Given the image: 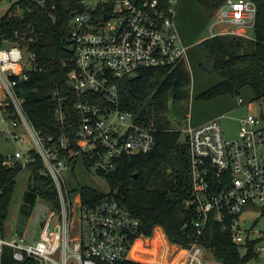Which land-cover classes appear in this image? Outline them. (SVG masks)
Masks as SVG:
<instances>
[{"label":"built area","instance_id":"built-area-1","mask_svg":"<svg viewBox=\"0 0 264 264\" xmlns=\"http://www.w3.org/2000/svg\"><path fill=\"white\" fill-rule=\"evenodd\" d=\"M178 4L179 0H81L83 9L70 21L74 67L67 75L76 95V116H68L67 98L53 93L56 121L67 129L61 134H43L24 108L22 83L35 68V53L27 42L3 45L8 41H0L4 133L9 141L30 142L25 150L17 148L5 155L2 163L25 169L40 158V173L51 177L58 197V206L46 217L37 240L8 233L5 224L0 228V264L6 249L17 262L115 264L131 260L129 253L136 240L150 236L140 232L139 219L115 199L84 202L77 190L78 203L73 202L67 175L76 176L75 171L84 168L106 180L123 157L154 147L153 127L138 124L132 112L118 108L119 81L147 68L172 70L180 62L187 66L188 47L178 26ZM256 19L254 1L225 0L211 18L208 37L228 34L253 39L250 31L254 32ZM238 102L243 104L244 99L239 97ZM220 117L188 124L184 130L192 187L185 205L194 212L197 236L211 219L244 253L258 254L264 232L246 227L242 214L247 206L254 210L253 206L260 205L264 219V119L262 114L248 113L239 119L236 135L226 137ZM176 246L170 254L164 248L161 257L165 255L167 264H222L197 239ZM140 250L136 252L141 254Z\"/></svg>","mask_w":264,"mask_h":264},{"label":"trees","instance_id":"trees-1","mask_svg":"<svg viewBox=\"0 0 264 264\" xmlns=\"http://www.w3.org/2000/svg\"><path fill=\"white\" fill-rule=\"evenodd\" d=\"M133 1L139 3L143 0ZM192 1L200 5L206 17L211 19L225 0ZM252 1L257 6L253 39L225 34L198 43L205 58L216 60L214 71L221 77L198 94L199 99L210 101L226 94L236 97L244 88H249L252 100H264V0ZM82 9L81 0H15L0 17V41L27 42L36 55L35 68L28 72V78L22 83L26 93L24 108L36 128L45 135L67 130L56 121L54 91L67 98L64 108L68 116H76V95L67 82L68 72L74 67L69 34L71 14ZM189 85L190 72L184 62L172 70L167 67L147 68L133 77L122 78L118 108L132 112L138 124L153 127L154 147L147 153L123 157L117 170L106 177L108 191L90 185H82L78 190L84 202L93 203L108 197L124 204L139 219L140 232L145 235H150L155 226L157 231V226H161L171 243L188 245L197 239L222 264H248L257 254L252 250L242 253L219 223L210 219L204 233L197 236L193 225L194 212L185 205L192 189L189 147L182 131L171 127L167 112L169 102H172L184 115L187 107L182 102L188 99ZM262 117L264 119V114ZM4 156L0 154L2 230L15 197L17 177L23 170L20 164L3 165ZM41 167L38 157L27 167L30 170L28 187L57 207L54 182L51 177L40 173ZM136 241L137 250L142 238ZM145 242L151 244L148 239ZM175 250L172 245L171 251ZM3 264L36 263L32 259L17 262L6 249ZM115 264L144 263L123 260Z\"/></svg>","mask_w":264,"mask_h":264},{"label":"rangeland","instance_id":"rangeland-1","mask_svg":"<svg viewBox=\"0 0 264 264\" xmlns=\"http://www.w3.org/2000/svg\"><path fill=\"white\" fill-rule=\"evenodd\" d=\"M13 1L15 0H0V17L4 15ZM177 21L181 36L188 47L187 67L190 72V85L188 99L182 102V105L187 107V111L182 115L177 109L178 105L169 102L168 121L171 127L181 130L182 137H184V130L188 124H200L212 118L223 116L222 118L220 117V122L224 134L226 137H233L238 131L239 119L241 117L248 113L264 114V100H252V91L249 88H244L239 95L244 99L243 104H239V96L234 97L229 94L210 101L199 99L197 97L198 94L221 79L217 72H208L203 68V62L206 58L198 46L200 41L210 35L212 20L206 17L204 10L197 3H194L192 0H179ZM216 30L214 28V31ZM250 33H253V31H250ZM3 45H10V42H4ZM24 55H27V53L24 52ZM5 115L6 113L0 110V154H13L17 148L25 150L30 146V142H12L7 139L4 133L7 124L2 120V117ZM29 174L30 170L27 168L19 173L15 197L11 202L9 213L4 223L8 233L23 234L29 241H35L39 238L46 217L52 210H55V206L53 203L41 199L35 191L28 187ZM75 175H67V185L71 191V199L75 203H78L77 190L82 185H90L101 191H108L107 181L94 172L78 168L75 171ZM252 208L254 210L249 209L247 206L242 214V217L245 219L244 225L264 232V219L261 214L262 207L255 205ZM257 217L258 220L256 219ZM155 227L150 236L145 238L151 241V244L150 242H146L148 245L145 248L143 244L145 239H142V244L138 247V249H142L140 250L142 256L139 255V252H136L131 258V260L133 259L132 261H141L144 264H167L165 259L161 257L164 248L167 249L169 254L172 245L176 247V250L178 249L176 243H168L169 239H166L161 226H157L159 227L158 231ZM163 235L165 238H163ZM261 245L263 249L255 258L249 260L248 264H264V240L261 242ZM241 252L244 253L243 250Z\"/></svg>","mask_w":264,"mask_h":264},{"label":"water","instance_id":"water-1","mask_svg":"<svg viewBox=\"0 0 264 264\" xmlns=\"http://www.w3.org/2000/svg\"><path fill=\"white\" fill-rule=\"evenodd\" d=\"M75 12L71 14L73 16ZM109 15L105 16V19H107ZM216 60L214 58H206V60L203 62V68L207 70L208 72H212L215 69ZM136 175V174H135Z\"/></svg>","mask_w":264,"mask_h":264},{"label":"bare ground","instance_id":"bare-ground-1","mask_svg":"<svg viewBox=\"0 0 264 264\" xmlns=\"http://www.w3.org/2000/svg\"><path fill=\"white\" fill-rule=\"evenodd\" d=\"M137 244L138 243L136 241L135 244L133 245L132 249L130 250L129 258H132L135 255V250H136Z\"/></svg>","mask_w":264,"mask_h":264},{"label":"crops","instance_id":"crops-1","mask_svg":"<svg viewBox=\"0 0 264 264\" xmlns=\"http://www.w3.org/2000/svg\"><path fill=\"white\" fill-rule=\"evenodd\" d=\"M199 124V123H198ZM194 125H196V124H194Z\"/></svg>","mask_w":264,"mask_h":264}]
</instances>
